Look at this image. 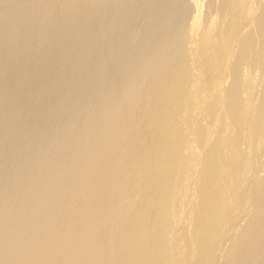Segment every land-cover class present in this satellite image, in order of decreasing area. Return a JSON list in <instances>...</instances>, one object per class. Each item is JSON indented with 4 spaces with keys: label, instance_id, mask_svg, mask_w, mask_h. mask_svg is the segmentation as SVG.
I'll return each instance as SVG.
<instances>
[{
    "label": "bare ground",
    "instance_id": "bare-ground-1",
    "mask_svg": "<svg viewBox=\"0 0 264 264\" xmlns=\"http://www.w3.org/2000/svg\"><path fill=\"white\" fill-rule=\"evenodd\" d=\"M0 264H264V0H0Z\"/></svg>",
    "mask_w": 264,
    "mask_h": 264
},
{
    "label": "rangeland",
    "instance_id": "rangeland-1",
    "mask_svg": "<svg viewBox=\"0 0 264 264\" xmlns=\"http://www.w3.org/2000/svg\"><path fill=\"white\" fill-rule=\"evenodd\" d=\"M196 16L198 15V11H195V13H194ZM245 28V23L243 24H239L238 25V27H237V30H238V32H240V31H242L243 29ZM197 30H198V27H194V28H192V30H191V32H197ZM216 36V35H215ZM199 46H204V58L205 59H207V58H209V57H212L213 55H216V53H217V51H219L220 50V52H221V54H225V50H224V48H223V46L220 44V41L218 40V38H217V36L216 37H214V38H208V37H206V36H203V35H198V37H195L194 39H192V41L190 42V52L191 51H194L196 48H198ZM220 46H221V49H220ZM201 61V60H200ZM202 63H204L203 65H205L206 66V64H207V66L210 64V62L208 63V60H207V62H201V64ZM211 65H213L212 64V62H211ZM211 65H209L210 67H212ZM205 66H203V69H204V67ZM206 67V68H209V70H211L210 69V67ZM214 68H212V70L211 71H213V72H215V69L213 70ZM209 70H207V71H209ZM211 71H210V73H211ZM212 72V73H213ZM248 80V81H247ZM250 80L249 79H245L244 80V84H245V87H248L250 84V82H249ZM247 82H249V83H247ZM246 84H248V86H246ZM253 83H251V85H252ZM250 85V86H251ZM243 138H245V137H243ZM247 138V137H246ZM247 140V139H246ZM245 140V143H244V139L242 140V145H245L246 146V143H247V141ZM244 146V147H245ZM247 147V146H246ZM246 147L244 148V150H245V152H247V153H245L244 152V154L246 155V157H245V159H247L245 162L247 163V161L248 162H251V160H253V159H251V158H254V156L253 157H251V156H249V154H254L253 153V151H255V149H258L259 150V148H255V149H253L254 147H250L249 148V146L247 147V149L248 150H251V149H253L251 152L250 151H248V150H246ZM257 150V151H258ZM249 157H250V159L251 160H248L249 159ZM244 159V160H245ZM242 161L243 160H239L238 162H237V166H236V168L234 169L233 167H231V169L229 168V170H228V172L230 173V171H231V173L228 175L229 176V178L230 177H232L231 175H233V173H234V175H236V173H237V176L239 175V173H240V171H239V169L240 170H242V168H240V167H242L244 164L243 163H245V162H243L242 163ZM243 164V165H242ZM239 165V166H238ZM240 165H242V166H240ZM246 165V164H245ZM244 165V166H245ZM233 168V169H232ZM238 168V169H237ZM237 169V170H236ZM232 170H233V172H232ZM227 172V173H228ZM233 175V176H234ZM233 178V177H232ZM193 180H194V178L193 179H191V182H193ZM243 186V185H242ZM228 189V193H230L231 192V190H229V188H227ZM228 193H227V191H226V194L228 195ZM230 195H231V193H230ZM230 195H228L229 197H230ZM241 215H242V213H241ZM231 229V228H230ZM229 229V230H230ZM228 230V232H230Z\"/></svg>",
    "mask_w": 264,
    "mask_h": 264
}]
</instances>
